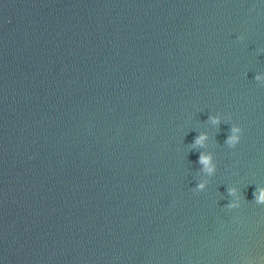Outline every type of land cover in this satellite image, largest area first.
Segmentation results:
<instances>
[{
  "label": "water",
  "instance_id": "water-1",
  "mask_svg": "<svg viewBox=\"0 0 264 264\" xmlns=\"http://www.w3.org/2000/svg\"><path fill=\"white\" fill-rule=\"evenodd\" d=\"M257 74L264 0H0V264H262Z\"/></svg>",
  "mask_w": 264,
  "mask_h": 264
},
{
  "label": "clouds",
  "instance_id": "clouds-1",
  "mask_svg": "<svg viewBox=\"0 0 264 264\" xmlns=\"http://www.w3.org/2000/svg\"><path fill=\"white\" fill-rule=\"evenodd\" d=\"M238 40H244L243 36L237 37ZM255 80L262 86H264V75L257 74L255 76ZM231 121V117H224L220 113L210 114L208 116L207 123H210L217 128L221 123L228 124ZM244 135V128L236 123H230V134L225 140V145H227L231 149H235L241 142ZM209 136L207 133H199L194 139L192 145L190 146L193 150H199L205 147L206 141H208ZM199 165L201 168L199 169V173L204 174L208 177L215 176L217 172V163L214 158L213 153L211 152H199ZM209 185V180H198L196 187L191 190L194 193H201L206 190ZM228 195L233 199L229 201V203L225 206L228 210H233L241 207L242 201H246L245 197L242 195L241 191L236 187H229L227 189ZM254 202L257 205L264 206V187H257L256 191L253 193ZM262 264H264V257L261 258Z\"/></svg>",
  "mask_w": 264,
  "mask_h": 264
}]
</instances>
